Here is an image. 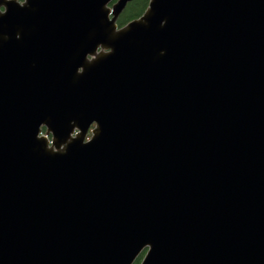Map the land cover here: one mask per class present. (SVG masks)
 <instances>
[{
    "label": "water",
    "instance_id": "1",
    "mask_svg": "<svg viewBox=\"0 0 264 264\" xmlns=\"http://www.w3.org/2000/svg\"><path fill=\"white\" fill-rule=\"evenodd\" d=\"M132 1L0 0V264H264V0Z\"/></svg>",
    "mask_w": 264,
    "mask_h": 264
},
{
    "label": "trees",
    "instance_id": "2",
    "mask_svg": "<svg viewBox=\"0 0 264 264\" xmlns=\"http://www.w3.org/2000/svg\"><path fill=\"white\" fill-rule=\"evenodd\" d=\"M148 2V0H133L132 2L128 3L127 7L118 19L119 26L126 24L136 17H139L147 8ZM143 255L144 253H142L133 264H140Z\"/></svg>",
    "mask_w": 264,
    "mask_h": 264
},
{
    "label": "clouds",
    "instance_id": "3",
    "mask_svg": "<svg viewBox=\"0 0 264 264\" xmlns=\"http://www.w3.org/2000/svg\"><path fill=\"white\" fill-rule=\"evenodd\" d=\"M3 9H0V11H2Z\"/></svg>",
    "mask_w": 264,
    "mask_h": 264
},
{
    "label": "bare ground",
    "instance_id": "4",
    "mask_svg": "<svg viewBox=\"0 0 264 264\" xmlns=\"http://www.w3.org/2000/svg\"><path fill=\"white\" fill-rule=\"evenodd\" d=\"M140 6V5H139Z\"/></svg>",
    "mask_w": 264,
    "mask_h": 264
}]
</instances>
